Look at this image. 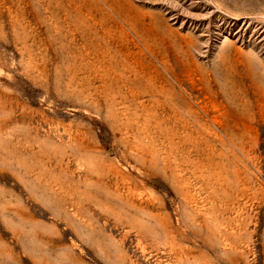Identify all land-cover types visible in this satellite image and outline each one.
<instances>
[{"label":"rangeland","instance_id":"obj_1","mask_svg":"<svg viewBox=\"0 0 264 264\" xmlns=\"http://www.w3.org/2000/svg\"><path fill=\"white\" fill-rule=\"evenodd\" d=\"M0 264H264V0H0Z\"/></svg>","mask_w":264,"mask_h":264},{"label":"bare ground","instance_id":"obj_2","mask_svg":"<svg viewBox=\"0 0 264 264\" xmlns=\"http://www.w3.org/2000/svg\"><path fill=\"white\" fill-rule=\"evenodd\" d=\"M237 34H238V33H236V35H237ZM224 39H226V40H227V39H228V38H227V36H224ZM224 39H223V40H224ZM226 40H225V41H226Z\"/></svg>","mask_w":264,"mask_h":264}]
</instances>
